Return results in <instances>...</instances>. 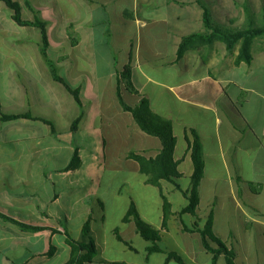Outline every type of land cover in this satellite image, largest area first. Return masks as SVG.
I'll return each mask as SVG.
<instances>
[{
    "label": "crops",
    "instance_id": "crops-1",
    "mask_svg": "<svg viewBox=\"0 0 264 264\" xmlns=\"http://www.w3.org/2000/svg\"><path fill=\"white\" fill-rule=\"evenodd\" d=\"M16 1L22 13L31 11L30 3L47 23L50 53H60L58 68L68 64L63 78L81 89L84 116L73 131L82 109L53 78L40 51V30L18 25L0 1V117L32 116L0 121V213L44 228L25 231L0 216V264H49L67 252L66 264L71 258L67 234L81 243L93 239L98 253L92 264H167L171 253L186 264H213V254L194 230L196 224L203 229L210 217L214 234L236 254V264H264V82L257 74L264 53H253L251 65L236 64L239 52L234 60L212 65L211 53L191 52L178 61L182 39L194 33L187 31L204 30L198 0H161L163 7L160 0ZM34 20L33 13L28 21ZM114 20L122 26L121 47L114 49L124 56L112 69L105 54L111 49L100 48L106 38L95 29ZM11 38L22 45L11 44ZM87 44L92 53L84 52ZM131 53L140 92L156 114L172 122L177 138L175 158L183 174L176 180L179 188L161 182L172 205L168 218L161 189L149 184L140 165L128 158L132 151L155 158L162 150L161 141L144 133L117 97L116 77ZM142 53L163 58L165 64L156 67ZM240 73L247 81L235 80ZM123 94L130 105L139 104L138 96ZM193 131L205 158L196 215L183 213L189 205L184 193L192 189ZM95 133L100 147L95 148L93 137L88 150L84 139ZM83 149L92 157L85 158ZM76 152L81 161L69 170ZM99 155L100 167L95 163ZM132 203L142 220L160 232L162 253H149L153 244L134 221L124 222ZM87 222L89 236L83 233ZM217 264H227L226 256Z\"/></svg>",
    "mask_w": 264,
    "mask_h": 264
},
{
    "label": "trees",
    "instance_id": "trees-1",
    "mask_svg": "<svg viewBox=\"0 0 264 264\" xmlns=\"http://www.w3.org/2000/svg\"><path fill=\"white\" fill-rule=\"evenodd\" d=\"M0 1L4 2L8 8L13 11V19L18 25L23 27H36L40 30L42 36L39 46L40 51L46 64L50 67L53 78L66 87L82 109L80 116L74 121L72 126V130L76 131L84 116L81 89L74 87L66 79L59 75L58 66L50 57V40L47 23L39 17V12L36 11L30 3H26V6L35 14L34 21L23 19L22 5L18 1ZM198 4L203 11L204 30L185 36L182 39L177 54V60H183L191 52L206 53L208 49H212L217 43H222L226 46L228 52L230 53L236 50L239 51L236 58L237 65H251L254 60V44L258 39H264V25L248 24L241 27H227L214 19L213 11L206 0H198ZM245 12L247 16L252 15L250 5H245ZM142 56L145 60L152 61L156 67L162 66L161 64L165 61L163 58L156 59L155 57L150 56V53H142ZM133 60V53H131L130 63L125 66L122 72L117 74V97L124 111L133 115L139 128L147 135L158 138L161 141L162 150L155 158H147L135 151L130 152L128 158L136 161L140 165L141 172L148 177L149 184L161 189L164 200L165 217L168 218L172 212V205L162 190L161 182H172L179 188L176 180L181 178L183 174L180 172L179 163L175 158L177 138L174 133V126L172 122L156 114L149 98L140 92V86L137 82L132 64ZM157 62L162 63L158 64ZM123 90H126L131 95L138 96L140 98L139 104L136 106L130 105L124 98ZM20 118L32 119V116L29 114L2 115L0 117V121L9 122ZM193 136L194 140L191 145V158L193 162V173L191 175L192 189L189 193H184L189 200V205L183 210V213L196 215L200 202L199 187L205 175V158L202 142L195 131H193ZM80 161L79 153L76 152L69 170L76 169ZM99 203L102 207H104L101 202ZM0 216L5 220L18 225L25 231L39 232L44 230L43 227L23 223L16 218H11L1 213ZM130 221H134L141 236L146 241L153 244V246L149 248V253L163 252L159 246V242L161 241L160 232L142 220L134 203H132L129 212L124 219V222L126 223ZM212 223V217H210L203 229H200L199 225L196 224L194 226V230L201 233L205 248L213 254V264L218 263V259L221 255L226 256L227 264H236V254L230 251L227 245L214 234L212 230ZM186 231L193 232V230H189L187 228ZM83 233L85 236H89V222L84 225ZM66 241L71 249V258L66 264H92L95 262L98 251L92 238H90L88 243H81L72 235L67 234ZM170 260H176L178 264H186L182 257L175 253H171L169 255V261ZM169 261L167 264H169Z\"/></svg>",
    "mask_w": 264,
    "mask_h": 264
},
{
    "label": "rangeland",
    "instance_id": "rangeland-1",
    "mask_svg": "<svg viewBox=\"0 0 264 264\" xmlns=\"http://www.w3.org/2000/svg\"><path fill=\"white\" fill-rule=\"evenodd\" d=\"M206 2L210 5L212 11H213V17L216 21L222 23L223 25L227 26V27H241L243 25H248V24H255V25H264V16H263V10H264V0H206ZM250 5L251 9H252V15L247 16L246 12H245V5ZM160 6H162V2L160 0ZM8 9V8H7ZM8 11H10V13L12 12L11 10L8 9ZM23 18L25 20H32L33 19V13L31 11H29L28 9H24L23 10ZM104 16L103 18L100 20V22H104ZM16 25V24H14ZM202 26H203V22H202ZM7 27L9 29H12L13 26L11 24V22H7ZM16 27V26H14ZM122 30V26L119 25L117 20L111 21V25H99V27H96L95 32L96 34L100 37L102 36V34H104L106 41L105 44L101 45V47L105 46V48H107L108 46L110 47L111 51H108L107 49H105V54H109L110 58V62L112 64V69H114V64H118V62L120 63L121 58H123L124 54L123 53H118L117 50L114 49L115 45H119L121 47L120 44V31ZM130 30H133V27L130 28ZM189 30V29H187ZM195 33L197 32L196 30H189L187 31V33ZM36 33H39V30H37ZM35 35V34H34ZM19 38H11L10 43L15 45V46H21L22 42L18 41ZM33 42L34 41V36L31 39ZM145 46L148 48L149 47V43L146 42ZM100 48H97L96 51L94 53H97L100 51ZM90 46L87 44L86 47L84 48V52L85 53H92L90 50ZM239 52L238 50L230 53L228 52L226 46L222 43H217L212 49H208L206 51V53H211V65L217 61H226L229 62L231 60H234L235 54ZM253 53H264V39H258L255 44H254V48H253ZM50 57L51 59L55 62V64L57 65V63L61 62V55L60 53L51 50L50 53ZM209 59V57H208ZM207 59V60H208ZM103 60V58H101V61ZM105 60L108 61V57H105ZM158 64H161L162 62H157ZM58 66V65H57ZM67 66L68 64L65 62H62L58 68V73L62 76V77H67ZM259 67H261V71L257 74H260V81L264 82V65H259ZM221 78H226V77H220ZM235 80L238 83H242L244 81H247V76L243 73L237 74L235 77ZM229 93H236L235 89H231L228 91ZM86 103L88 102L87 100L85 101ZM247 110V109H244ZM94 137V141H95V148L100 147L99 145V138L97 136V134L95 133L94 135H91L88 140L84 139V142L82 141L81 138H79V142L80 143H84L85 145L87 144L86 142L89 141V149L90 150L93 145H92V141ZM91 144V145H90ZM93 153H91L90 151H85L83 149V155L85 156V158L88 157H92ZM99 158L96 160V165H98L99 167L102 166V158L99 155ZM65 158V157H64ZM189 185V181H184L183 186H188ZM124 188V187H123ZM124 190L126 191V188H124ZM184 200L181 199V202H183ZM121 208V206L117 207L116 211L119 210ZM114 226V225H111ZM69 259V254L67 252L59 255L58 257H56L55 259H53L49 264H64L67 260Z\"/></svg>",
    "mask_w": 264,
    "mask_h": 264
}]
</instances>
